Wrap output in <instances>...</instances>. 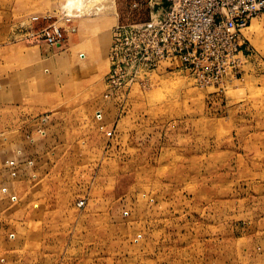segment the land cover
Wrapping results in <instances>:
<instances>
[{
    "label": "rangeland",
    "instance_id": "obj_1",
    "mask_svg": "<svg viewBox=\"0 0 264 264\" xmlns=\"http://www.w3.org/2000/svg\"><path fill=\"white\" fill-rule=\"evenodd\" d=\"M135 1L0 5L14 32L55 22L66 43L81 15L148 20ZM244 34L242 71L220 84L164 65L115 73L109 50L103 81L59 99L74 111L63 144L27 163L20 200L0 184V264H264V15Z\"/></svg>",
    "mask_w": 264,
    "mask_h": 264
},
{
    "label": "crops",
    "instance_id": "obj_2",
    "mask_svg": "<svg viewBox=\"0 0 264 264\" xmlns=\"http://www.w3.org/2000/svg\"><path fill=\"white\" fill-rule=\"evenodd\" d=\"M110 18L81 15L66 43L50 45L30 38L34 25L14 32L11 11L0 5V184L9 201L20 200V183L27 185L20 178L30 176L27 163L43 161L63 144L74 111L55 108L59 99L82 96L107 75L115 26ZM72 73L71 89L60 91L61 80ZM11 160L14 167L7 164Z\"/></svg>",
    "mask_w": 264,
    "mask_h": 264
},
{
    "label": "built area",
    "instance_id": "obj_3",
    "mask_svg": "<svg viewBox=\"0 0 264 264\" xmlns=\"http://www.w3.org/2000/svg\"><path fill=\"white\" fill-rule=\"evenodd\" d=\"M148 1L152 8L148 20L114 27L110 60L115 73L118 68L129 67L137 76L164 65L196 77H211L217 84L223 77H238L248 58L244 30L255 17L264 15V0ZM139 2L135 1L134 6ZM29 36L50 45H62L66 40L63 27L55 22ZM111 73L107 79L114 86L119 77ZM7 164L15 166L13 160Z\"/></svg>",
    "mask_w": 264,
    "mask_h": 264
},
{
    "label": "bare ground",
    "instance_id": "obj_4",
    "mask_svg": "<svg viewBox=\"0 0 264 264\" xmlns=\"http://www.w3.org/2000/svg\"><path fill=\"white\" fill-rule=\"evenodd\" d=\"M81 3H82V0H69V2H67L66 6L67 7H72L73 5L80 6Z\"/></svg>",
    "mask_w": 264,
    "mask_h": 264
}]
</instances>
